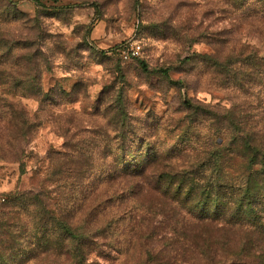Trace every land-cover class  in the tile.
Returning <instances> with one entry per match:
<instances>
[{
	"label": "rangeland",
	"instance_id": "374dc122",
	"mask_svg": "<svg viewBox=\"0 0 264 264\" xmlns=\"http://www.w3.org/2000/svg\"><path fill=\"white\" fill-rule=\"evenodd\" d=\"M248 148L264 153V0H0V264H75L62 223L84 264L264 257V219L183 197L219 183L224 206Z\"/></svg>",
	"mask_w": 264,
	"mask_h": 264
},
{
	"label": "trees",
	"instance_id": "16d2710c",
	"mask_svg": "<svg viewBox=\"0 0 264 264\" xmlns=\"http://www.w3.org/2000/svg\"><path fill=\"white\" fill-rule=\"evenodd\" d=\"M118 49L119 48H115L113 50ZM247 60L252 61L251 58ZM249 150L251 155L249 167L251 171L246 177V186L241 191L238 190L235 193L232 190V194L228 195L229 199L224 206L221 205L223 201H221L222 197L220 196V189H218L219 183H215L214 185H209V183H207L204 184V187L199 189L192 186L186 191L185 196H183L185 199L190 200L195 198L194 205L196 215L213 220L226 218L234 223L252 220L255 222L264 219V210L255 207V204L259 202L258 199L264 197V153L251 148ZM256 167H260V169H256ZM173 185H177L175 187H177L179 192L181 190L185 191L186 183L177 180ZM176 194L179 195V193ZM181 194L180 192V195ZM258 225H264V223H258ZM61 230L63 232V241L60 247H70L68 253H71L74 263L84 264V255L89 244V242H87V236L84 233L79 236L76 235L72 228L70 226L68 227L66 223H62ZM68 241L71 242L72 246L68 245ZM246 243L248 244L249 240H247L245 244ZM245 252L246 245L242 260L234 264H264L263 256H247L246 258Z\"/></svg>",
	"mask_w": 264,
	"mask_h": 264
},
{
	"label": "built area",
	"instance_id": "2783aa9c",
	"mask_svg": "<svg viewBox=\"0 0 264 264\" xmlns=\"http://www.w3.org/2000/svg\"><path fill=\"white\" fill-rule=\"evenodd\" d=\"M142 49L140 45H132L121 52V56L125 60L137 59L141 57Z\"/></svg>",
	"mask_w": 264,
	"mask_h": 264
}]
</instances>
